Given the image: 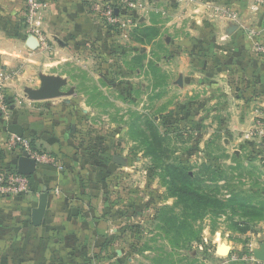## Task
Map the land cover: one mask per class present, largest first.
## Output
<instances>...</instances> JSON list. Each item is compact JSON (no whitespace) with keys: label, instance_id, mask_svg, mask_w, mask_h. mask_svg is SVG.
Listing matches in <instances>:
<instances>
[{"label":"crops","instance_id":"1","mask_svg":"<svg viewBox=\"0 0 264 264\" xmlns=\"http://www.w3.org/2000/svg\"><path fill=\"white\" fill-rule=\"evenodd\" d=\"M47 1L33 20L44 38L40 42L26 23V0H0L3 95L20 67L25 76L38 70L42 77L62 80L70 79L61 74L63 65L99 58L121 65L141 54L144 63L164 65L167 78L175 79L184 94L208 101L220 128L228 130L225 141L247 142L258 130L264 142V58L256 51L264 40V0H134L132 9L118 13L123 25L116 26L102 12L116 0ZM41 74L33 91L41 87ZM22 103L9 110L0 102V166L17 168L25 144L55 161L30 156L37 161L36 172L28 177L30 193L0 198V264L134 263L140 258L134 249L140 235L126 237L119 225L128 219L109 207L106 153L88 154L86 142L68 134L67 123L75 133L73 112L64 113L51 100ZM13 124L23 128L22 137L10 133ZM233 152L238 156L240 151ZM43 193L48 194L47 209L36 227L32 211ZM125 239L131 241L127 249ZM251 246L255 257L256 246ZM231 250L226 258L218 250L216 256L225 264H256L233 262Z\"/></svg>","mask_w":264,"mask_h":264},{"label":"rangeland","instance_id":"2","mask_svg":"<svg viewBox=\"0 0 264 264\" xmlns=\"http://www.w3.org/2000/svg\"><path fill=\"white\" fill-rule=\"evenodd\" d=\"M101 59L63 65L60 72L70 79H62V97L51 101L77 115L70 124L75 133L68 123L67 132L86 142L88 154L107 155L109 169L103 172L109 207L128 219L119 225L126 237L140 235L134 248L140 258L125 262L225 264L219 257L227 255H216L226 247L239 261L250 258L251 244L258 249L264 243V142L258 130L247 142L231 144L208 101L184 94L175 79L167 78L164 65L144 63L141 54L121 65ZM16 72L0 101L9 110L40 86V71L25 76L20 67ZM233 150L240 151L238 156ZM114 156L127 165H114ZM186 170L203 181L191 183L192 188L228 206L211 204L202 213L178 202L173 176ZM234 199L232 205L227 202ZM123 247H131V241L125 239Z\"/></svg>","mask_w":264,"mask_h":264},{"label":"built area","instance_id":"3","mask_svg":"<svg viewBox=\"0 0 264 264\" xmlns=\"http://www.w3.org/2000/svg\"><path fill=\"white\" fill-rule=\"evenodd\" d=\"M48 4L47 0H26L25 19L29 27V31L33 34L40 42L44 41L43 36L39 31L33 28V20L39 10L46 7ZM134 0H116V2L110 3L102 9L103 15L107 22L116 26L122 24L119 21L118 13L123 10L132 9L134 7ZM123 25V24H122ZM121 26V25H120ZM256 51L258 55L264 58V40L256 45ZM4 98L0 85V100ZM24 152H27L30 156L37 159L39 162H47L53 164L55 161L46 155L38 154L33 152L28 145H24ZM21 153V151H19ZM1 160V152H0ZM30 193V180L28 176H23L18 173L17 168H7L0 166V198H11V197H22ZM240 257L233 256L232 261H239ZM251 263L260 264L255 257L251 255L250 258H245Z\"/></svg>","mask_w":264,"mask_h":264},{"label":"water","instance_id":"4","mask_svg":"<svg viewBox=\"0 0 264 264\" xmlns=\"http://www.w3.org/2000/svg\"><path fill=\"white\" fill-rule=\"evenodd\" d=\"M34 39V37H31ZM64 83L60 79L42 77L41 87L37 91H30L29 96L33 101H49L62 97L61 88ZM10 133L19 137L23 136V128L18 124L9 126ZM113 162L119 166H126V161L121 156H115ZM18 173L23 176H32L37 170V161L32 159L27 152H24L19 158L17 165ZM48 194L43 193L40 196L39 206L32 211L33 225L38 227L42 224L45 212L47 209ZM78 210H74V214L77 215ZM230 248L226 247L219 250L220 255H229ZM254 256L257 260L264 263V243L260 244V247L254 251Z\"/></svg>","mask_w":264,"mask_h":264},{"label":"trees","instance_id":"5","mask_svg":"<svg viewBox=\"0 0 264 264\" xmlns=\"http://www.w3.org/2000/svg\"><path fill=\"white\" fill-rule=\"evenodd\" d=\"M187 171V170H186ZM183 172V175H174L173 176V197H175L178 202L187 204L189 206H193L187 209H194L197 211H201L202 213L205 212L211 204H215V206L224 208L228 206L226 202L223 200L216 198V197H210L204 193H201L200 190L192 188L193 182L196 180L199 181V183H203V181L200 179H196V176H191L190 173ZM178 181L181 183L179 184ZM192 183V184H191ZM236 199L227 201L229 204L232 205ZM183 225V224H182ZM181 227H178L177 230H180Z\"/></svg>","mask_w":264,"mask_h":264}]
</instances>
